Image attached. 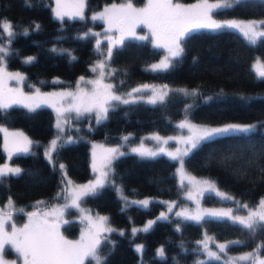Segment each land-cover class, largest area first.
Segmentation results:
<instances>
[{
	"label": "trees",
	"instance_id": "16d2710c",
	"mask_svg": "<svg viewBox=\"0 0 264 264\" xmlns=\"http://www.w3.org/2000/svg\"><path fill=\"white\" fill-rule=\"evenodd\" d=\"M116 1L87 0L84 20L65 17L61 21L53 16L51 0H0V23L4 20L12 22L16 33L9 43L6 33L0 31V43H5L9 49L4 55L6 66L24 73L23 91L33 94L39 89L40 93H52L56 85H67L80 75H91L94 62L104 57L105 65L109 63L112 66L109 78L116 93L127 92L143 82H165L171 86L170 89H198L205 96L193 98L170 93L165 103L156 105L143 100L127 105L118 102L109 108L108 118L101 123H96L92 114L79 118L70 116L63 132L54 125L51 106L41 105L34 111L22 106L0 110V123L23 129L33 141L32 152L35 153L13 154L10 161L36 175L29 176L26 171L19 178L11 177L0 183V209L6 213L5 201L12 199L18 207L13 210L10 223H15L18 228L27 222V213L36 203L41 208L65 196L61 191L64 187L61 172L54 171L43 155V148L53 135L72 136L74 142L60 147L59 155L54 154V158L66 165L67 175L72 180L84 181L91 176L89 140L118 143L125 133L131 132L133 135L128 141L133 142L143 132L174 131L176 120L184 116L202 123L264 121V79L257 76L253 67L256 59L264 63V37L253 44L236 30H201L185 43V53L179 63L169 71L152 72L145 67L146 64L160 57L163 51L149 38H125L124 44L114 47L111 59L106 60L104 55L111 41L106 38L108 35H101L102 22L92 20L91 16ZM131 2L138 5L142 0ZM217 13L221 16L262 17L264 0H241L239 4L221 8ZM36 24L40 26L39 30L33 28ZM24 29H28V35H23ZM85 33L89 35L85 36ZM97 41H100L99 47ZM28 57H35V60L25 63ZM221 91L233 102H204L207 96L216 97ZM240 96L251 99L239 103ZM188 104L194 107L186 112ZM250 136L247 140L233 139L203 146L185 157L184 164L193 174L211 177L217 187L251 204L264 195V172L261 171L264 169V157L260 155L261 148H264V128H258ZM2 143L0 132V161L5 157ZM237 144H247L249 149L242 150L237 158L224 161L228 149ZM125 153L111 163L110 180L115 181V187L106 184L96 195L83 197L80 201L94 211L106 212L108 222L120 229L108 232V240L102 242V253L107 256L105 264H224L221 260L203 258L204 253L197 242L204 230L217 238L241 241L229 246L233 250L253 249L264 244V230L250 238L247 230L230 221L201 226L171 213L166 220L158 219L166 210V199L182 201L175 162L161 154L142 158L133 152ZM117 186L126 196L151 195L153 199L147 208L131 203L125 207ZM205 199L209 203L216 201L212 193H206ZM40 201L44 203L38 204ZM16 209H23V212ZM71 212L73 210L69 208V216L59 228L65 238L75 236L79 226ZM151 218L156 223L149 231L144 232L139 227L135 229L140 231L133 234L134 226ZM136 242L143 245L142 252L135 248ZM159 245L164 248V256L157 254ZM108 248L113 249L110 255L106 251ZM260 249L264 251V247ZM4 255L18 258L10 246H6Z\"/></svg>",
	"mask_w": 264,
	"mask_h": 264
},
{
	"label": "snow or ice",
	"instance_id": "6c2138e0",
	"mask_svg": "<svg viewBox=\"0 0 264 264\" xmlns=\"http://www.w3.org/2000/svg\"><path fill=\"white\" fill-rule=\"evenodd\" d=\"M240 2L241 0H222V2L218 3H209L208 0H201L200 3L186 6L176 3L174 0H147L144 6L136 7L129 0L127 3H113L110 7H105L103 11L92 15L91 19L94 21H106L109 30L116 28L119 32L118 37H106L111 41L107 49L106 60L111 59L114 47L124 44L126 35L135 36V29L140 25H146L155 37V47L166 49L167 52L163 60L159 63L151 64L148 70L152 72H166L180 62L185 53V43L201 30L213 32L224 29L236 30L253 44L261 37H264V19L248 21L232 19L222 22L213 19L212 13L214 9L232 7L234 4H239ZM86 7L87 0H70V2L69 0H56L55 17L61 21L65 17L71 20H84L86 18ZM39 27L38 24L33 25L35 30H39ZM13 28L14 25L10 21L0 23V31L6 33L9 43H11V38L16 35ZM28 34V29H24L23 35ZM87 35L89 33H85V36ZM139 39L147 40L148 36H140ZM99 44L100 41H97L98 47ZM52 51L55 52L57 50L52 49ZM8 52L9 49L7 47L0 46V54H3L0 55V60ZM34 60L35 57H28L24 62L32 63ZM105 66V62L101 61L92 69L93 72H97V69H99V72L97 79L87 81L88 84L93 86L90 93L82 88H78L76 92L40 93L39 89H36L33 94H25L19 89L6 88L4 78L0 76V110L7 111L14 106H22L29 111H34L41 104H50L57 111L56 128L60 132H63L62 124H66L68 121L66 113H75V118L94 114L93 118L96 123H101L108 118L109 108L115 107L110 104L111 101H118L125 105L137 103L140 100H144L143 94L147 93L145 102L156 105L158 103H165L170 93H179L184 97L193 98L205 96L198 89H169L167 85L157 88L155 85L143 84L131 89L126 94L127 98H125L113 91L115 87L113 84L103 83ZM253 67L257 76L264 79V63L257 61ZM8 79L19 81L23 80L24 77L20 73H15L8 75ZM80 80L83 81L84 77H80ZM250 99L247 96H240L238 102L246 103ZM65 100L68 101L67 107H63L61 104ZM214 100H223L227 103L233 102L226 98L223 91L218 93L216 97L207 96L204 102L209 103ZM193 107V104H188L186 112H189ZM179 127L186 128L189 132V135L181 137L179 141L185 147L183 149L177 148L175 152H167L166 155L179 162V183L181 187L185 186V180H187L189 186L193 184L199 186L198 191L201 195L204 192H209L221 200H234L235 197L220 191L214 180L197 181L195 177L187 175L183 167L184 157L189 156V154L206 145L222 143L233 139H250V134L256 132L258 128H264V121L257 123L227 122L218 125L194 124L186 116ZM0 131L7 133V129H0ZM8 136L11 137V140L6 136L5 149L8 151L10 157L13 153L35 154L32 152L33 141L23 136L22 133H10ZM154 139L159 141L162 138L155 136ZM124 140L127 141L128 137H124ZM71 142L74 141L58 134L55 139L51 140L50 144L43 148V155L49 165L54 171L59 170L61 172V184L64 185L61 191L68 193V195L63 197L65 200L63 207H54L43 212L39 210L29 212L27 213V222L19 228L15 223H10L13 217V210L15 209L12 199H8V211L6 213L3 209H0V264H15V262L4 260L6 246H10L15 251L18 258L22 259V264H86L87 261L92 262V264H105L107 256L102 253L101 245L108 238L103 237L102 240V233L114 231V229L105 227L108 217L100 216L93 221L91 216H87L86 219L89 226L79 240L66 239L59 231V220L65 209L72 207L79 208L83 197L96 195L106 184L115 187V181L108 179V172L100 171L99 176L94 181L69 188L72 181L64 179L67 176L66 165L55 159L54 154L58 156L59 148ZM164 143H167V141H164ZM248 149L249 145L247 144H237L230 147L224 155V161L237 158L242 150ZM131 152L136 153L142 158H151L164 153L165 149L161 147L157 151H153L145 148L141 143L139 147L131 148ZM105 153L101 167H108L109 171H111L110 165L112 160L126 154L121 152L119 148L106 149ZM93 155L95 156V153ZM260 155L264 157V148H261ZM92 167L94 170H99L95 161ZM26 171L29 176L37 174L31 170H24L20 167H13L7 164L0 166V183L7 181L11 177L19 178ZM261 171L264 172V169H261ZM117 191L120 192L122 199L125 201V207L131 203L147 208L150 203L148 199L128 202L127 197L123 196L122 188H118ZM188 199H192L190 191L188 192ZM42 203L44 202H38V204ZM197 204H199V200H197ZM173 207H175V204L169 203L167 212H162L158 219H168V213L172 212ZM239 207L247 209V215H234L233 210L230 208L225 210L200 209L199 207L192 213H189L187 210H181L175 212L174 215L181 217L183 220L194 221L201 226L204 223L230 221L232 224L239 225L242 229L247 230L250 238L256 236L258 231L264 230V198L255 207H249L248 204H242ZM16 211L22 213L23 209H16ZM155 223V220L148 221L142 230L144 232L149 231ZM179 230L177 228V231ZM137 231L140 230L135 228L132 230L133 234ZM209 240H211V237L205 234V239L197 243L202 246L200 250L207 252L210 258L216 260L221 259L220 254L225 253L231 244L241 243V241H230L228 243L217 244L216 248L218 251H212L209 248ZM261 247H264V244L259 245L255 253H246L237 259L251 260L252 264H264V259L258 255ZM112 250V248H108L106 250L107 254L110 255ZM137 251L142 252L143 245H137ZM158 254L164 256L163 247L158 249ZM198 264H203V262H198Z\"/></svg>",
	"mask_w": 264,
	"mask_h": 264
},
{
	"label": "rangeland",
	"instance_id": "374dc122",
	"mask_svg": "<svg viewBox=\"0 0 264 264\" xmlns=\"http://www.w3.org/2000/svg\"><path fill=\"white\" fill-rule=\"evenodd\" d=\"M70 2V0H69ZM129 2V0H118L116 2H113L115 4H121V3H127ZM147 0H142V2L138 5H134L136 7H142L146 4ZM174 2L176 3H181L184 4L186 6L189 5H193V4H197L200 3L201 0H190V1H177L174 0ZM209 3H218V2H222V0H208ZM113 3L107 4L105 6H103L101 9H99L98 11H96L94 14L103 11V9L105 7H110ZM53 16L55 17V9H56V0H51V2H49ZM219 9H214L213 10V19L217 20L218 22H222L225 20H243V21H248V20H262L264 19V16L262 17H250V18H246V17H237V16H221L217 13ZM7 21V20H4ZM102 29L100 31H102L101 35H108V36H114V37H118L119 36V32L116 28H112L111 30H109V26L107 24L106 21H102ZM3 22V21H2ZM143 30V31H141ZM99 32V30H98ZM140 36H148L150 42L155 45V37L152 35L151 31L148 29V27L146 25H140L135 29V36H127L125 38L128 37H140ZM0 46H5L7 47V45L5 43H0ZM162 49V54L160 55V57H158L157 59L149 62L148 64H146V68L149 69V66L151 64L154 63H159L161 60H163L164 56L167 54L166 49ZM107 53V52H106ZM3 55V54H0ZM106 57V54L104 55ZM104 57H101L100 59L96 60L94 62V67H96L98 65L99 62L104 61L103 60ZM258 61V59H256V62ZM106 62V61H104ZM256 62L254 64H256ZM93 67V68H94ZM92 68V69H93ZM112 70V66L109 63H106L105 69H104V78H103V83L105 84H112L111 79L109 78V75L111 73ZM98 72L99 69H97V72H93L91 73V75H80L78 76L73 82L67 83V85H56L54 88H52V93H60V92H76L78 90V88H82L87 92H91L93 86L91 84H88L87 81H91V80H95L98 78ZM15 73H20L23 77H24V73L18 69V68H8L6 66V62H5V57H3L2 60H0V76H2L4 78V85L6 88H11V89H19L20 91H22L23 93H25L23 90L24 89V80H11L8 79V75L11 74H15ZM80 77H84V80L81 81ZM143 84H149V85H155L157 88L163 86V85H167L168 88L170 89L171 86L168 83L165 82H143V83H139L137 85H135L134 87H132L131 89L138 87L140 85ZM131 89H129L127 92H123V93H115L117 95H121L126 97V94L131 91ZM27 94V93H25ZM134 95H139V94H134ZM144 95V100L145 101L147 99V93L143 94ZM118 103V101H111L110 104L111 105H116ZM63 107H67L68 101H62L61 102ZM41 105H48L50 106V104H41ZM59 106V105H58ZM52 107V106H51ZM53 109V113H54V125L56 126L57 123V119H58V115H57V111L55 107H52ZM68 117V121L70 118V116L75 115V113H66L65 114ZM92 116H94V114H92ZM185 117H181L179 119L176 120V128L174 131L172 132H167V133H163L157 130H151V131H147V132H143L138 134L137 140L130 142V141H125L124 137H131L133 134L131 132L125 133L122 137V141L118 142V143H111V144H107L105 142H103L102 140H89V149H90V169H91V176L84 180V181H74L72 180L68 175L65 177V180H71L72 184L69 186V188H73L76 187L78 185H84V184H88L91 181H94L97 176H99L100 171H106L108 172V179H110V171L108 167H101V165L103 164V157L105 156V150L106 149H110V148H119V150L121 152H131V148L134 147H139L141 145V143L143 144V146L147 149L153 150V151H157L158 149H160L161 147L165 149L164 153H161V155H165L167 157H169L168 155H166L167 152H175L177 148L183 149L185 146L183 144H181L180 138L181 137H186L187 135H189L188 129L186 128H180L179 125L185 120ZM188 118V117H187ZM95 120V119H94ZM188 120L191 123L194 124H211V125H218V124H223V123H227V122H223V123H202V122H197V121H193L191 119L188 118ZM67 121V122H68ZM228 122H237V121H228ZM237 123H255V122H237ZM65 125L66 124H62L63 130L65 129ZM0 129H7V133H5L4 131H0L1 135H2V147L5 153V157L2 161H0V166H3L5 164L9 165V166H13V167H19L18 165L12 163L10 161V156L8 154V151L5 149V138L7 136V138L9 140H11V137L8 136V134L10 133H22L23 136H26L29 140L30 137L23 131V129L21 128H17V127H9L4 125L3 123H0ZM60 131V130H59ZM155 136H159L162 139L161 140H156L154 139ZM57 137L56 135H53L45 144V146H47L48 144H50L52 139H55ZM66 138H69L70 140L72 139V136H67ZM32 141V140H31ZM164 141H167V143H164ZM93 153H95V156L93 155ZM15 154V153H13ZM170 158V157H169ZM185 158V157H184ZM96 162L97 164V168L99 170H94L92 165L93 162ZM113 161V160H112ZM175 162V171H176V175L178 178V182H179V169H180V165L179 162L177 160H174ZM184 170L187 173V175L191 176V177H195V179L197 181H204V180H213L211 177L209 176H205V175H196L193 174L192 172H190L185 164H184ZM111 168V165H110ZM180 184V183H179ZM119 187L117 186L116 189H118ZM199 186L198 185H191L189 186L188 181L185 180V186L182 187V201H179L178 199H166V210L164 212H167L169 203H174L175 207H173L171 215H174L175 212L181 211V210H187L189 213L195 212L197 210V208L199 207L200 209H232L233 210V214L234 215H247V209L241 208L239 207V205L242 204H248L249 207H255L258 202L264 198V195L260 196L255 202L253 203H247L245 201L240 200L239 198L235 197L234 195H232L231 193L227 192L224 189L219 188L220 191H223L233 197H235L234 200H221L219 197H216V201L213 203H209L208 200L205 199V194L209 193V192H204L202 195L199 193L198 191ZM191 192L192 195V199H188V192ZM118 194L121 196L120 192L117 191ZM68 195L67 192H65V196ZM123 196L127 197V201L131 202V201H139V200H144V199H148L149 201L151 199H153V196L151 195H143V196H126L123 194ZM9 199V198H8ZM8 199L5 201V205H4V209L8 210ZM122 199V197H121ZM197 200H199V204H197ZM123 203H125V201L122 199ZM37 204V203H36ZM35 204V206H33L32 211H48L51 208L54 207H63L65 204V200L63 199H55L53 200L50 204L43 206L41 208L37 207ZM15 205V204H14ZM15 207H18L15 205ZM69 208L65 209L63 212L62 217L59 220V228L60 225L62 224V222H64L67 217L69 216L67 213V210ZM73 212H71L70 215H72L71 217H76L78 220V224L79 226L77 227V233L75 236L71 237V238H66L69 240H79L81 238V236L85 233L86 229L89 226V223L86 219L87 216H91L92 220L95 221L98 217L100 216H106L108 217V214L106 212H98V211H94L92 210L89 206H85L83 204H81L80 202V207L79 208H75L72 207ZM30 211V212H32ZM169 214V213H168ZM27 219V216H26ZM154 220V218L149 219L148 221ZM148 222L141 224V225H136L134 226V228H144L147 225ZM105 227L111 228V229H118L119 228H115L114 226H112L108 220L105 224ZM108 234V232L102 233V239L103 237H106ZM205 234H207L208 237H211V240H209V248L212 251H218V249L216 248L217 244H221V243H228L230 241H237L235 238H217L215 236H213L211 233L207 232L206 230L203 231L202 236L198 239V241L204 240L205 239ZM137 245H141L140 243H134L135 248L137 249ZM163 247L162 245H159L157 247V254H158V249ZM199 249L202 248L201 245H199L198 247ZM257 248H253V249H245V250H233L228 248L226 250L225 253H221V261L224 264H252L251 260H238L237 258L245 255L246 253H255ZM204 255L203 258L204 259H214V258H210L207 254V252L203 251ZM159 255V254H158ZM258 255L260 258L264 259V251L263 250H259ZM4 260L9 261V262H15V264H22V259L17 258V257H12V256H7L4 255ZM86 264H92V262H86Z\"/></svg>",
	"mask_w": 264,
	"mask_h": 264
}]
</instances>
